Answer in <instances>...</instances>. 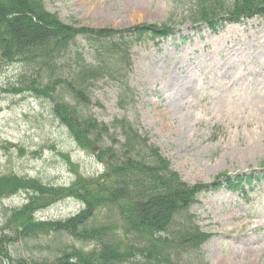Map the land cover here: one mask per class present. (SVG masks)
Masks as SVG:
<instances>
[{"label":"rangeland","instance_id":"obj_1","mask_svg":"<svg viewBox=\"0 0 264 264\" xmlns=\"http://www.w3.org/2000/svg\"><path fill=\"white\" fill-rule=\"evenodd\" d=\"M193 1L43 0L47 10L76 26L123 30L168 22L174 25V34L164 40H134L127 89L122 88L123 82L99 80L88 105L60 87L51 92L52 87L50 96L35 94L27 85L36 78L42 90L47 77L37 78L28 65L0 61V176L17 175L59 188L81 181L86 187L88 180L103 173L107 163L103 157H108L102 153L105 147L91 138L89 145L75 141L53 111L61 100L75 105L77 115L83 112L98 121L127 117L189 183H210L221 174L262 168L264 66L257 59L264 57V18L227 25L213 34L207 26L192 23ZM183 37L191 40L182 43ZM188 44L195 53L181 49ZM250 67L262 69L251 71ZM180 87L182 92L171 102L168 94L175 95ZM94 146L100 153L92 151ZM80 190L79 194L84 189ZM247 192L220 188L200 194L186 215L212 236L196 249L173 248L171 258L179 264H264V184ZM25 199L26 193L20 190L0 197V230L10 210ZM83 203L66 196L35 217L65 220L79 212ZM100 209L93 224L113 225L116 232L121 220L115 209L108 214ZM181 216L184 219V213ZM121 232L117 231L122 239ZM71 244L83 251L97 248L94 242L65 234L18 241L7 248L12 257L35 259ZM5 264L15 262L5 259Z\"/></svg>","mask_w":264,"mask_h":264},{"label":"trees","instance_id":"obj_2","mask_svg":"<svg viewBox=\"0 0 264 264\" xmlns=\"http://www.w3.org/2000/svg\"><path fill=\"white\" fill-rule=\"evenodd\" d=\"M256 14L264 15V0H194L190 7L193 23L211 27L223 20L239 21ZM171 31L168 22L144 23L123 30L76 26L47 10L43 0H0L3 65L19 62L32 67L37 78L47 77L42 90L37 88L36 78L27 85L35 94L50 96L52 87L51 92L60 87L85 105L90 103L92 87L99 80L123 82L122 88L127 89L134 40L160 37ZM59 102L53 111L75 141L89 145L91 138L105 147L102 153L108 155V162L103 173L88 180L86 187L83 181L56 188L17 175L0 176V197L19 190L26 193L24 203L10 210L0 230L2 264L5 259L15 264H179L171 258L173 248L196 249L211 237L186 215L199 195L222 187L240 190L264 178L256 172L231 176L225 173L210 183H189L127 117L107 123L83 112L77 115L75 105ZM81 188L84 190L79 194ZM66 196L81 199L84 207L65 220L35 217L36 212ZM99 208L107 214L115 209L121 220L117 231H122L124 238L113 230V225L93 224ZM61 234L94 242L97 248L83 251L73 244L63 245L35 259L12 257L7 248L18 241L36 242Z\"/></svg>","mask_w":264,"mask_h":264},{"label":"bare ground","instance_id":"obj_3","mask_svg":"<svg viewBox=\"0 0 264 264\" xmlns=\"http://www.w3.org/2000/svg\"><path fill=\"white\" fill-rule=\"evenodd\" d=\"M169 91H170V90H169ZM181 92H182V89H181V87H180V88L177 89L175 95L168 94V96H170V97H168V99L172 102V100H175L174 97H175L177 94H180Z\"/></svg>","mask_w":264,"mask_h":264},{"label":"water","instance_id":"obj_4","mask_svg":"<svg viewBox=\"0 0 264 264\" xmlns=\"http://www.w3.org/2000/svg\"><path fill=\"white\" fill-rule=\"evenodd\" d=\"M99 149L97 147L93 148L94 153H98ZM106 159V158H105Z\"/></svg>","mask_w":264,"mask_h":264}]
</instances>
